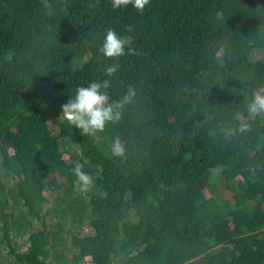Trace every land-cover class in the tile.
I'll list each match as a JSON object with an SVG mask.
<instances>
[{"label":"trees","instance_id":"16d2710c","mask_svg":"<svg viewBox=\"0 0 264 264\" xmlns=\"http://www.w3.org/2000/svg\"><path fill=\"white\" fill-rule=\"evenodd\" d=\"M47 5L0 0L9 255L17 264H264V113L247 110L264 93V57H252L264 50V0H151L143 14L110 0ZM110 28L133 38L118 59L99 51ZM110 64L119 68L109 77ZM104 79L110 102L129 85L136 96L116 124L82 136L61 105ZM241 123L250 131L225 140ZM75 162L93 180L88 191L73 187ZM220 178L230 198L217 195Z\"/></svg>","mask_w":264,"mask_h":264},{"label":"clouds","instance_id":"9594fccd","mask_svg":"<svg viewBox=\"0 0 264 264\" xmlns=\"http://www.w3.org/2000/svg\"><path fill=\"white\" fill-rule=\"evenodd\" d=\"M47 7V0H42ZM151 0H110L113 10L124 9L131 5L137 13L143 14ZM133 31L128 26L127 32ZM133 38L130 35H118L114 29H108L103 39L99 51L107 59H118L125 55V47L131 45ZM128 54L133 53V49L128 47ZM119 65L110 64L105 69L106 76H113L118 71ZM110 88V80L92 81L87 86H78L75 95L61 105V116L69 126H74L80 130L82 136H95L98 132H103L108 123L116 124L122 118V109L125 105L133 102L136 90L133 85L128 86L125 95L116 101L110 102L107 89ZM249 115L256 116L264 113V93L253 94L247 108ZM250 131L248 125L241 123L238 127L230 128L225 133V140H230L237 133ZM111 154L114 157H122L124 148L118 140H114L110 145ZM84 165L75 162L71 172L75 176L73 187L78 191H88L93 183L92 178L83 170ZM211 173L220 174L223 171L222 165H216L209 169Z\"/></svg>","mask_w":264,"mask_h":264},{"label":"rangeland","instance_id":"374dc122","mask_svg":"<svg viewBox=\"0 0 264 264\" xmlns=\"http://www.w3.org/2000/svg\"><path fill=\"white\" fill-rule=\"evenodd\" d=\"M252 57H264V50H256L252 53ZM261 92V91H260ZM263 93V92H262ZM55 131V130H54ZM62 144L65 142V139H61ZM65 146V143L62 145V147ZM69 149L70 150H76L77 149V145L74 142V140L69 139ZM66 158H68V156H65ZM70 159V157H69ZM0 161H1V157H0ZM223 178H220L216 187V193L220 198H230L231 193L227 190H225L223 188ZM49 197V201L51 200V196ZM252 204V203H250ZM48 206V204H46ZM82 233H92V229L88 226H84L82 228ZM16 242L17 245L20 246L22 249L26 248V236L24 237H16ZM0 264H17L16 261L14 260V257L12 255H9V253L7 252V247L0 243ZM48 264H57L54 260L49 259L48 260ZM85 264H89L88 262H86Z\"/></svg>","mask_w":264,"mask_h":264}]
</instances>
